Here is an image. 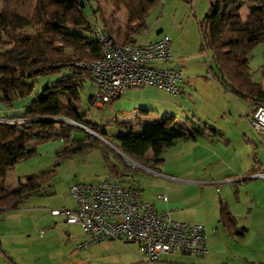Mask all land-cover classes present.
Masks as SVG:
<instances>
[{
  "label": "rangeland",
  "instance_id": "rangeland-1",
  "mask_svg": "<svg viewBox=\"0 0 264 264\" xmlns=\"http://www.w3.org/2000/svg\"><path fill=\"white\" fill-rule=\"evenodd\" d=\"M7 1L0 0V11ZM217 1L159 0L149 12L147 30L134 36L132 45H144L163 36L170 40L172 60L168 66L180 73L179 96L155 87L135 88L110 104L97 107L88 102V98L96 93L91 81H86L80 93V111L86 112L89 122L108 136L122 133L118 123L131 122L137 128L169 116L180 123L192 122L200 126L206 123L229 141L225 145L217 137L196 143L179 142L161 155L165 163L163 168L159 165L163 177L144 169L129 176L143 202L157 201L159 196H166L170 203H181L187 209L205 210L204 213L199 209L189 210L188 214L194 219L203 216L217 219L215 204L219 198L228 200L237 227L246 229L243 236H229L216 221L218 231L216 233L212 229L214 241L213 246L208 241L207 257L175 253L163 257L165 263L160 264H264V178H250L251 173L264 170V148L250 126L254 105L223 88L217 80L219 74L211 52L200 51L198 22L212 5L217 6ZM92 6L96 8V5ZM99 6L104 22L109 26L113 23L114 32L120 31L119 25L125 24L128 13L125 10L121 12L123 8L118 0H101ZM84 13L93 24L95 21L89 7ZM240 13L242 16L247 13V5L241 8ZM110 37L118 44L124 42L123 37ZM261 47L264 44L252 50L249 57L252 79L260 82L264 91V51ZM65 74L38 77L32 95L18 101L12 110L6 111L7 114L21 115L46 84L55 83ZM82 137V132L75 133V139ZM60 147L58 141L40 144L35 155L20 161L8 173L5 183L7 188L13 189L19 179L26 185V180H23L26 176L55 171L54 176L39 188L32 182L27 183L28 198L16 209L2 214L1 258L8 264L138 263L136 242L122 244L105 239L80 248L88 241L82 229L78 225H66L63 217L51 213L52 210L75 207L68 194L70 187L109 179L99 151L59 161L56 152ZM212 171H218L220 178H225L224 183L205 187L186 182L211 178ZM205 175L207 177H203ZM68 228L72 231L69 232Z\"/></svg>",
  "mask_w": 264,
  "mask_h": 264
},
{
  "label": "trees",
  "instance_id": "trees-1",
  "mask_svg": "<svg viewBox=\"0 0 264 264\" xmlns=\"http://www.w3.org/2000/svg\"><path fill=\"white\" fill-rule=\"evenodd\" d=\"M100 1L8 0L0 11V114L8 119H27L21 128L16 124H0V218L28 198L27 183L39 188L54 176V170L42 171L24 177L26 185L19 179L17 187L6 186L8 173L17 163L35 155L40 144L60 142L56 152L59 161L99 151L108 178L135 188L129 180L132 172L154 171L162 153L177 143L206 135L222 137L207 124L197 126L189 122L191 128L187 130L169 116L145 124L141 133L133 131L131 122L118 123L122 133L116 136L99 132L89 122L79 103L86 81L92 80L87 68L75 63L103 56L101 45L92 39L96 24L107 35ZM118 3L129 15L122 45H131L135 35L147 30L149 12L159 0H118ZM216 5L198 22L200 51L211 52L219 74L217 80L223 88L255 107H264V91L261 84L253 81L249 67L250 53L264 44V0H218ZM244 5H247L245 19L240 14ZM87 7L93 24L84 13ZM63 72L66 74L58 81L46 84L36 94L21 115L7 114L18 101L32 95L38 77ZM88 102L95 105L94 96ZM76 132H82L83 137L75 139ZM219 219L229 233L235 232L234 217L223 202L219 205Z\"/></svg>",
  "mask_w": 264,
  "mask_h": 264
},
{
  "label": "built area",
  "instance_id": "built-area-1",
  "mask_svg": "<svg viewBox=\"0 0 264 264\" xmlns=\"http://www.w3.org/2000/svg\"><path fill=\"white\" fill-rule=\"evenodd\" d=\"M92 39L101 47L103 56L75 65L87 68L96 86L97 107L120 98L129 89L155 87L179 96L181 76L169 68L172 60L171 42L167 37L144 45H122L93 26ZM27 119H8L0 114V124H16L21 128ZM250 126L264 148V107L254 109ZM134 167L136 165L132 164ZM264 177V174L251 176ZM75 203L72 209L52 210L64 217L66 224L79 225L88 237L80 248L105 239L122 244H138L139 262L160 264L162 258L175 253L207 257L208 235L204 226L173 221L167 213L141 200L137 189L120 185L112 179L74 185L68 190ZM159 199L166 201L165 196Z\"/></svg>",
  "mask_w": 264,
  "mask_h": 264
},
{
  "label": "crops",
  "instance_id": "crops-1",
  "mask_svg": "<svg viewBox=\"0 0 264 264\" xmlns=\"http://www.w3.org/2000/svg\"><path fill=\"white\" fill-rule=\"evenodd\" d=\"M124 11V9L121 10V12ZM120 12V13H121ZM126 12V11H125ZM241 14V13H240ZM242 16V15H241ZM247 16V13L245 15L242 16L243 19H245ZM129 18V15H127V19L126 21L128 20ZM126 23V22H125ZM125 25V24H124ZM124 25L123 26H120L119 25V29L120 31L118 32H114L115 28H114V24H110V26L108 25L107 22H105V32L107 35L109 36H113V37H117V38H122L123 36V29H124ZM121 33V34H119ZM132 45V44H131ZM259 47V46H258ZM261 49L264 51V47H261ZM250 57H249V67H250ZM173 69V68H171ZM175 69V68H174ZM251 69V68H250ZM252 72V70H251ZM252 77H253V72H252ZM256 83H259L260 82H256ZM262 86V85H261ZM256 107L254 106V109ZM176 121V120H175ZM178 122V121H176ZM180 123V122H178ZM184 128H186L187 130H189L191 128V126L189 125V123H180ZM203 124H206V123H203ZM195 125V124H194ZM197 125V124H196ZM144 125H139L137 126V128H135L133 126V131L136 132V133H141V130H142V127ZM197 126H200L197 125ZM202 126V125H201ZM219 132V134L222 136L221 138L219 136H216V137H211L209 135H206L202 138H198L197 140L195 141H191V142H194L196 143L198 140H201V139H211V138H217L219 137L220 140H222L224 142L225 145H228L229 144V141L226 139V136L223 135L222 133H220L219 130H217ZM211 141V140H210ZM183 142H187V141H183ZM176 146V145H175ZM174 146V147H175ZM172 147V148H174ZM151 155V154H150ZM159 165H162V168L164 167L165 163L163 160H161V162L159 164L156 165V168L155 170H148V171H151L155 174V176H159V177H163V173L162 171L160 170L159 168ZM144 170H147V169H144ZM261 174H264V170H262L261 173H251L250 176H256V175H261ZM208 175V174H207ZM207 175L203 176V177H207ZM194 176V175H193ZM212 176H218V178H212ZM220 174L218 171H212L210 173V177L211 178H201L199 180H187L186 182L187 183H192V184H195V185H199V186H205V187H208V186H216L220 183H224V180L225 178L224 177H221L220 178ZM259 177V176H258ZM257 178V177H255ZM259 178H264V177H259ZM254 179V178H253ZM250 180V179H249ZM189 181V182H188ZM245 181V179L243 180ZM236 195V194H235ZM166 197V196H165ZM236 198H238V196L236 195L235 196ZM220 202H223L227 205L231 215L234 217V229H235V232L234 233H229L228 230L222 225V223L220 222V219H219V205H220ZM228 200L224 201L222 199L219 198V201L218 203L215 204V207H214V211H215V214L217 215V219H214L213 216L211 218H208L207 216H203V218L201 219H194L193 217H191L188 213H189V210H194V211H197L198 209L200 210V208H186L183 204L181 203H170L167 198H166V201H162L161 199H159L158 197V200L157 201H152V202H146V203H149L151 204L155 210L158 212V213H167L169 215V217L173 220V221H177V222H180V223H186V224H199V225H202L205 227L206 231H207V235H208V241L210 242V244L213 246V241H214V235L212 234L213 230L212 229H215L216 233L218 231L217 229V226H216V221L217 223L220 225V227L229 235V236H233V235H239V236H243L244 233L246 232V229L244 228H241L239 229L237 227V222H236V218L235 216L232 214L228 204H227ZM64 207H73V206H64ZM199 212H205V210H200ZM61 216V215H60ZM63 217V216H61ZM64 218V217H63ZM63 222L66 224L65 222V219L63 220ZM68 225V224H66ZM68 226H74V225H68ZM77 226V225H76ZM79 226V225H78ZM80 227V226H79ZM81 228V227H80ZM82 229V228H81ZM68 231L71 232L72 229L68 228ZM83 231V230H82ZM84 233V232H83ZM69 234V233H68ZM85 235V234H84ZM15 242L12 243V245H14ZM208 244V245H210ZM0 248H2V244H0ZM212 249H214L212 247ZM6 253V252H4ZM201 258V257H200ZM1 258V252H0V264H8L4 259ZM136 263V262H135ZM133 263V264H135ZM167 263V262H166ZM189 264V263H188Z\"/></svg>",
  "mask_w": 264,
  "mask_h": 264
},
{
  "label": "water",
  "instance_id": "water-1",
  "mask_svg": "<svg viewBox=\"0 0 264 264\" xmlns=\"http://www.w3.org/2000/svg\"><path fill=\"white\" fill-rule=\"evenodd\" d=\"M83 129H85L86 131H88L89 133H91L92 135H95L96 137H98V138H100L101 139V137L99 136V135H97V134H95V133H93L92 131H90V130H88V129H86V128H84V127H82ZM102 140V139H101ZM105 142V141H104Z\"/></svg>",
  "mask_w": 264,
  "mask_h": 264
}]
</instances>
